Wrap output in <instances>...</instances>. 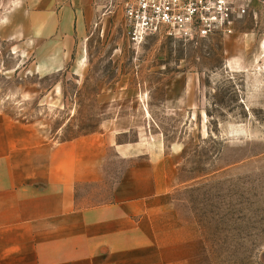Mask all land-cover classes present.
Masks as SVG:
<instances>
[{
  "label": "rangeland",
  "instance_id": "obj_1",
  "mask_svg": "<svg viewBox=\"0 0 264 264\" xmlns=\"http://www.w3.org/2000/svg\"><path fill=\"white\" fill-rule=\"evenodd\" d=\"M241 1L231 35L160 34L140 45L115 0H102L77 39L75 28L47 25L10 38L25 7H0V116L49 142L110 125L178 143L184 184L174 196L209 264H264V0ZM61 8L54 23L66 19Z\"/></svg>",
  "mask_w": 264,
  "mask_h": 264
},
{
  "label": "crops",
  "instance_id": "obj_2",
  "mask_svg": "<svg viewBox=\"0 0 264 264\" xmlns=\"http://www.w3.org/2000/svg\"><path fill=\"white\" fill-rule=\"evenodd\" d=\"M0 7H25L11 19L10 38L34 37L47 25L75 28L77 39L104 6L0 0ZM26 7L36 8L27 16ZM55 7L66 19L54 23ZM178 145L110 125L49 142L36 127L0 116V264H209L200 228L174 196L184 184Z\"/></svg>",
  "mask_w": 264,
  "mask_h": 264
},
{
  "label": "built area",
  "instance_id": "obj_3",
  "mask_svg": "<svg viewBox=\"0 0 264 264\" xmlns=\"http://www.w3.org/2000/svg\"><path fill=\"white\" fill-rule=\"evenodd\" d=\"M115 2L123 12L128 37L134 45L160 34L183 41H197L217 33L231 35L235 22L243 18L247 11L241 0Z\"/></svg>",
  "mask_w": 264,
  "mask_h": 264
}]
</instances>
